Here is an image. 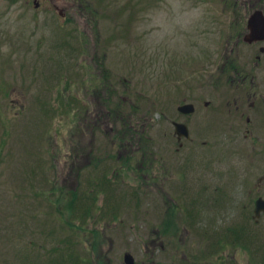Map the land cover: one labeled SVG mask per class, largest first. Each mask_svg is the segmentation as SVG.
<instances>
[{"label": "rangeland", "instance_id": "1", "mask_svg": "<svg viewBox=\"0 0 264 264\" xmlns=\"http://www.w3.org/2000/svg\"><path fill=\"white\" fill-rule=\"evenodd\" d=\"M34 1L0 0V264H264V0Z\"/></svg>", "mask_w": 264, "mask_h": 264}, {"label": "water", "instance_id": "2", "mask_svg": "<svg viewBox=\"0 0 264 264\" xmlns=\"http://www.w3.org/2000/svg\"><path fill=\"white\" fill-rule=\"evenodd\" d=\"M35 5L38 6L39 3L35 0ZM248 33L245 36V39L248 41H254V40H263L264 39V11L261 9H255L248 18ZM180 109L184 112H193L195 110V105L193 103H185L184 105L178 106ZM176 129L175 132L177 133L178 137L181 138L182 136H189L190 131L188 124L186 122H177L176 123ZM256 218L261 215L262 212L261 209H264V197L259 196L256 199ZM124 261L126 264H135V258L133 254L130 252H125L124 255Z\"/></svg>", "mask_w": 264, "mask_h": 264}, {"label": "bare ground", "instance_id": "3", "mask_svg": "<svg viewBox=\"0 0 264 264\" xmlns=\"http://www.w3.org/2000/svg\"><path fill=\"white\" fill-rule=\"evenodd\" d=\"M255 41V40H254ZM173 124H174V126H172V129H174V136H178L177 135V133L175 132V129H176V123L177 122H181V121H179V120H176V119H174L173 121ZM167 123V125H168V123H170L169 121H167L166 122ZM172 125V124H171ZM197 135V133L195 134V136ZM190 137H191V132H190ZM125 138H127V136L125 137ZM138 144H137V139H135V141H127L125 144H124V147L126 148V149H138V146H137ZM147 148H148V145H147ZM147 148H145V149H147ZM101 154L103 153V152H100ZM104 154L105 155H107L108 156V158H110L111 157V155H110V153L107 151V149L104 151ZM128 159H129V162L130 163H132V160H131V156H126ZM116 158H118V160H121L122 158L121 157H116ZM133 159L135 160V157H133ZM108 166H110L108 169L110 170V169H112V171H113V169H115V165L112 163V161H108ZM121 170L119 169V172H120ZM117 176H119V175H117ZM119 182V181H118ZM172 187V185H170V188ZM174 200H172V202H173ZM256 202V201H255ZM173 204V207H175L176 205L174 204V203H172ZM182 208V207H181ZM180 208V209H181ZM188 208L187 207H185L184 206V209H181V210H183L184 211V215L185 216H187V214H186V210H187ZM255 209H256V205H254V209H253V215H251V216H253L254 218H256L257 216H256V211H255ZM261 211H264V209H261ZM261 214H264V212H262ZM260 216L261 215H259V217L258 218H260Z\"/></svg>", "mask_w": 264, "mask_h": 264}, {"label": "trees", "instance_id": "4", "mask_svg": "<svg viewBox=\"0 0 264 264\" xmlns=\"http://www.w3.org/2000/svg\"><path fill=\"white\" fill-rule=\"evenodd\" d=\"M80 3H82L83 5L84 4H88V3H86V2H84V1H82V2H80ZM34 6H35V4H34ZM92 11V13H97L96 12V10H91ZM67 31V30H66ZM43 103V105H44V107L46 108V109H49V106H48V103H44V101L42 102ZM123 132H124V138H125V136H126V129L124 130H122ZM120 139H121V137H120ZM144 140H145V142L146 143H148L150 140H151V138L149 137V135L148 134H146V137H145V134H144ZM134 141H135V139H134ZM146 151H148V149H145ZM146 151L144 152V154L146 153ZM135 159H136V157H135ZM152 161V160H151ZM143 170H145V169H143ZM106 174V173H105ZM107 175V174H106ZM106 175H105V179L104 180H107L108 181V178L106 177ZM106 181V182H107ZM72 207V206H71ZM85 208H86V213L89 211V209L91 208L90 206H88V205H86L85 206ZM92 209V208H91ZM172 214L173 213H170L169 214V218H168V220H170L171 218V216H172ZM165 221V220H164ZM170 224H171V220H170ZM168 226H169V228H168ZM163 228V231L165 230V232H168L170 229H171V226L168 224V222L167 223H164V227H162ZM168 228V229H167ZM177 229V228H176ZM176 229H172L173 231H172V233L174 232V231H176ZM54 251H56V250H58V248L55 246L54 247V249H53ZM209 253H211L210 255H205V256H203V257H201L200 259H203V258H205V257H209V256H211V255H214V254H212V251L211 252H209ZM59 254H62L61 252L59 253ZM72 255V252H67V255ZM206 254V253H205ZM70 255V256H71ZM62 256H64V255H62ZM61 256V257H62ZM200 259L198 260V261H200ZM204 260H206V258L204 259ZM263 262V261H262ZM261 262V263H262ZM55 264H66L65 263V261L64 260H62V259H60V260H57L56 262H55ZM197 264H201V263H197Z\"/></svg>", "mask_w": 264, "mask_h": 264}, {"label": "flooded vegetation", "instance_id": "5", "mask_svg": "<svg viewBox=\"0 0 264 264\" xmlns=\"http://www.w3.org/2000/svg\"><path fill=\"white\" fill-rule=\"evenodd\" d=\"M61 12V11H60ZM61 14H63L64 15V12H61ZM254 44H257L258 42H263V41H260V40H255V41H252ZM256 47H257V45H255ZM260 49V51L261 52H264V48H259ZM259 56V55H258ZM261 57V56H260ZM238 73H239V71H238ZM253 93V92H252ZM251 94V91L248 93V95H250ZM255 101H253V102H251V104L252 105H250V106H255ZM248 120H250V118H248ZM260 120V119H259ZM261 121V120H260ZM263 122H264V119H263ZM178 139V138H177ZM184 139H187V140H190L191 139V137H187V138H184V137H182L181 139H178L179 141H180V145L181 146H183V143H182V140H184ZM127 141H129V140H127ZM126 150V152H131L133 149H125Z\"/></svg>", "mask_w": 264, "mask_h": 264}]
</instances>
